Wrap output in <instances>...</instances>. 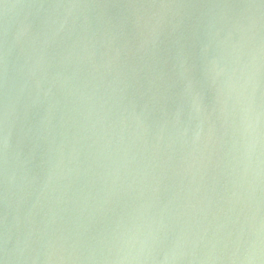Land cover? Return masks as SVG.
<instances>
[{"label":"water","instance_id":"95a60500","mask_svg":"<svg viewBox=\"0 0 264 264\" xmlns=\"http://www.w3.org/2000/svg\"><path fill=\"white\" fill-rule=\"evenodd\" d=\"M0 264H264V0H0Z\"/></svg>","mask_w":264,"mask_h":264}]
</instances>
